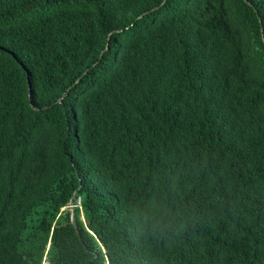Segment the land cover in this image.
I'll return each mask as SVG.
<instances>
[{
	"label": "trees",
	"instance_id": "16d2710c",
	"mask_svg": "<svg viewBox=\"0 0 264 264\" xmlns=\"http://www.w3.org/2000/svg\"><path fill=\"white\" fill-rule=\"evenodd\" d=\"M263 38L264 0H0V264H264Z\"/></svg>",
	"mask_w": 264,
	"mask_h": 264
},
{
	"label": "water",
	"instance_id": "95a60500",
	"mask_svg": "<svg viewBox=\"0 0 264 264\" xmlns=\"http://www.w3.org/2000/svg\"><path fill=\"white\" fill-rule=\"evenodd\" d=\"M263 41H264V38H263ZM103 52H104V51H102L100 55H102ZM28 88H29V94H28V96H29V99H30V85H28ZM64 96H65V94H62V95L58 98V100L56 101V103H61L62 100H63V98H64ZM30 106H31V108H33L34 110H37V111L40 110L38 107H35L31 102H30ZM46 107H47V106H45V107H43V108L46 109ZM75 207H76V204H75V202H74V196H71L70 201H69L68 208H69V211H70V213H71V214H70L71 223H72V225L74 226V228H75V230H76V232H77V234H78V229H77L76 220H75V212H74Z\"/></svg>",
	"mask_w": 264,
	"mask_h": 264
},
{
	"label": "rangeland",
	"instance_id": "374dc122",
	"mask_svg": "<svg viewBox=\"0 0 264 264\" xmlns=\"http://www.w3.org/2000/svg\"><path fill=\"white\" fill-rule=\"evenodd\" d=\"M45 264V263H44Z\"/></svg>",
	"mask_w": 264,
	"mask_h": 264
}]
</instances>
